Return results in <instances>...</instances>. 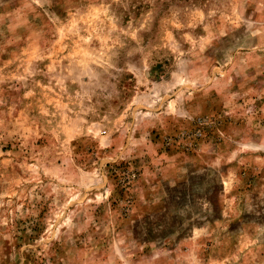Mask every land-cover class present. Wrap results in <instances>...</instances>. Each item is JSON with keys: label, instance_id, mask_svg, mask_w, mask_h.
Listing matches in <instances>:
<instances>
[{"label": "rangeland", "instance_id": "1", "mask_svg": "<svg viewBox=\"0 0 264 264\" xmlns=\"http://www.w3.org/2000/svg\"><path fill=\"white\" fill-rule=\"evenodd\" d=\"M0 264H264V0H0Z\"/></svg>", "mask_w": 264, "mask_h": 264}]
</instances>
